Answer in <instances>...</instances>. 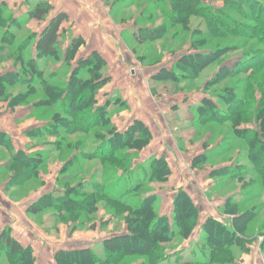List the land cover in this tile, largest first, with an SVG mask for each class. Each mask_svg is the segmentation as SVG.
Segmentation results:
<instances>
[{"label": "trees", "instance_id": "obj_1", "mask_svg": "<svg viewBox=\"0 0 264 264\" xmlns=\"http://www.w3.org/2000/svg\"><path fill=\"white\" fill-rule=\"evenodd\" d=\"M125 1L118 0V3H115L112 14L109 12L112 19H114L115 13L118 14L120 10L121 12H126L125 10L128 7L137 5L140 0H130L127 5ZM146 1V7H149L150 3L158 6L157 10H155L162 14L167 24L155 26L153 24L156 23V19L138 18L141 21L147 20L145 22L142 21L147 25L140 26V23L135 25L138 30L129 35L135 43L134 46L149 45L162 40L176 26L181 28L180 33L187 31L192 13L205 21L207 33L211 34L212 37L223 39L232 36L245 40H255L256 42L250 46L249 52H245L242 55V59L231 69L223 66L219 69L230 80L236 79L239 75H245V79L239 83L241 86L223 87L224 89L230 88L232 95L227 96L219 92L217 98L222 100L223 106L206 96L200 104L196 105L195 115H193L194 121L196 120L199 125L229 124V132L233 134L232 137L245 142V159L250 166L240 169L244 170L243 174H250L254 177L250 178L248 183H244V186H257V188L247 193L241 192L240 201L228 198L219 210L220 214L227 212L232 214L233 217L235 216L233 219L235 222L234 229L237 228L236 222H239V230L243 232L246 225L253 221L252 219L256 216V212L255 208L241 210L239 207L259 198L261 195L264 196V5L262 3L256 4L252 0H224L225 6L227 5L230 9H234L236 14L243 15L245 5L250 8L252 15H254L250 22L255 25L250 29H245L239 24L236 25L235 21L229 18L227 10H214L209 6H204L202 0ZM49 2V0H44L37 3L29 10L27 19L38 22L45 21L46 16L51 11ZM4 9H7L6 5L0 4V11ZM165 11L166 13H164ZM257 13L259 14L257 15ZM221 14L225 15L226 24L223 23ZM68 19L65 13H58L39 34H28L26 39L13 49V52L11 49L9 50L8 57L13 60L14 67L19 66V69L17 73L7 72L0 75V100L7 101L9 98L7 95L4 96V92L11 91L14 86H29L30 90L20 91L18 96L11 99H14V103L21 104L22 101L25 102L26 98L33 96L31 95L33 92L31 90H36L35 85H38L40 91L39 99L30 104L35 108H39L41 116L50 115V119L45 121L47 124L43 129L41 128L40 136L55 138L54 143L51 144L52 150L54 149L61 154L62 148L74 150V147L82 146V140H76L74 144L67 140L69 136L80 135L87 139L85 140L87 146L89 145L87 141L90 143L94 140L98 141L89 145L90 153L88 156L86 155L87 157H84L86 161H91L95 158L102 163L114 162L115 165L110 166L112 168L110 175L112 176L106 178L100 184L89 179V186L91 187L90 190L88 189L89 191L82 189V186L85 188L84 186L87 187L88 184L77 181L72 187L65 188L62 196H54L52 194L41 196L28 207L27 212L37 216L42 211L43 205H50L56 214L64 212L77 213L84 211L83 209L87 208L92 199H105L109 203L122 207L123 212L120 211L121 215L129 212L131 218L128 220L130 226L129 234L114 236L102 242L103 259H98L91 249L59 251L55 257L57 264H63V262L68 264H129L128 260L131 258L143 259L142 264H235L233 262L234 253L230 248H238L242 252H247L248 248L246 246L251 241L242 239L240 234L230 230L222 222L211 217L204 222L201 228L202 240L200 241V246L196 249L198 251L196 255L199 256L198 259L190 261L184 259L185 257H182L184 255L183 251L176 252L174 254L175 257L163 253L160 248L161 244L172 241L174 236H180L184 241H187L198 222L199 212L197 207L194 205L193 200L183 191H180L174 198L171 222L167 217L154 213L152 209L156 202L154 193H148L138 199V206L134 208L131 206L133 200L129 201V199H126L129 193L135 194V192L147 186V183L154 178L167 179L170 171L164 157L147 161L146 165L150 170L148 175L136 173L137 171L135 170H138L139 163L135 164L132 162L130 166L124 169V163L127 158L137 157L135 154L148 145L151 140L150 132L145 124L140 121H134L122 132L114 126L112 122L114 114L108 112L107 109L110 105V99H107L102 106L98 103V95L111 82V77L102 73L107 63L96 51L91 52L87 56L79 55V50L85 47L86 44L82 37H70L67 47L64 50L61 49L64 36L61 26L63 23L68 22ZM15 21L13 18L10 24L13 23L16 26L17 24H14ZM3 22L0 19V26L3 25ZM197 32H200V30H197ZM13 37H16L13 31H5L2 34L0 43L9 44ZM32 42H34V46L32 45L34 57L30 55V59L24 61L22 54L26 53L29 44ZM207 43V40H198L192 46L194 53L182 55L174 63L172 70L169 69L165 72L167 75L169 74L168 77L175 76V70H182L185 74H190L193 80L197 79L200 70L211 65L221 56L215 53V49L207 53L200 52L202 48L207 46ZM255 45L263 49L252 52ZM228 47H224V49L231 51L232 47ZM169 50L171 49L169 48ZM131 51L132 53H137L136 48ZM154 57L155 55L153 56L150 52L145 51L143 54L137 55V61L155 65L159 62V57L153 59ZM151 59L153 60L150 61ZM203 59L205 61L202 65L197 66L196 74L192 69L188 68V66L195 67L198 61H203ZM38 60L43 64L54 60L61 63L60 68L47 75L44 68L38 65ZM68 65L71 66L68 75H66L68 77H65L62 81H54L59 72L64 69V66ZM222 81H220L217 73L211 79V84H218ZM257 93L259 94L258 100L256 99ZM11 100L10 103L12 102ZM124 104L121 102L120 109L127 107ZM50 107L52 108L51 111H49ZM41 118L39 117V119ZM258 119H261L259 124L260 132L252 129H238L240 124ZM98 129L102 130L99 131ZM30 134L39 136V128L30 132ZM0 148L7 150L8 163L1 173L10 172L12 174L9 186L21 188L28 180L37 179L39 164L42 165L43 163L44 165L45 163L44 159H39V152L35 153L36 156L25 154L22 151L16 152L9 137L1 132ZM124 149L125 151H123ZM226 150L223 149L222 152H226ZM121 151L122 153H120ZM216 154L208 150L206 153L194 157L193 163L194 165L197 162L201 164V162L211 159ZM33 157H35V160L32 159ZM1 158L5 159V156L1 155ZM32 160L33 164L31 165ZM122 167L123 170L120 171L119 169H122ZM223 169L224 167L215 168L211 172L212 176H218V173L222 172ZM118 171L121 174L116 178L114 174ZM226 172L227 170L223 173ZM241 172L231 175L227 183H233L237 178H240ZM76 176H72L73 179H76ZM69 180H58V183L62 184ZM124 180H127L126 184H124ZM132 198L135 199L134 197ZM135 201L137 200L135 199ZM261 227L262 225L260 224ZM0 249L4 250L6 258L16 259V264H33L34 262L31 250L22 247L12 237L9 226H6L0 232ZM191 254L195 256L194 251Z\"/></svg>", "mask_w": 264, "mask_h": 264}, {"label": "rangeland", "instance_id": "obj_2", "mask_svg": "<svg viewBox=\"0 0 264 264\" xmlns=\"http://www.w3.org/2000/svg\"><path fill=\"white\" fill-rule=\"evenodd\" d=\"M32 1L28 0V8L26 6H22V8L19 6L12 10L6 6L7 9L0 11V19L2 22L4 21L3 25L0 26V39L5 31H13L14 34H16V37H13L9 44L0 43V75L7 72H18L19 66L14 67L13 60L8 57L9 50L11 49L13 52V49L22 43L28 34L36 35L42 27L45 26V23L53 18L54 11L51 7V11L53 12L50 11L43 22L27 19L29 10L37 3L44 0H36V4ZM252 1L256 4L262 3L264 5V0ZM12 2L13 1H10V3ZM128 2H130V0L125 1V3ZM115 3H118V0H113L111 3L107 4L109 12L112 13ZM202 4L214 10H227L229 18L235 21L236 25L239 24V26H243L245 29H250L255 25L253 22H250L254 15H252L253 13L247 5L243 8V15H241L236 14L235 10L230 9L227 5L225 6L224 0H202ZM146 5V0H140L137 5L130 7L124 6L128 7V9L125 10L126 12H121L120 10L118 14L115 13V20L110 17L112 22H109L110 28L107 30V37H109L111 33L114 35L109 39V46L113 50L114 55H112V57L110 53H107V56L110 57L112 61L111 66L108 65L109 69H112V73L114 72L115 82L112 86L106 85V87L103 88L106 92L102 93L103 90L100 92L98 95V103L102 106L107 99H110V105L108 104L109 106L107 108L108 112L115 114L123 110L122 116L125 117L126 120L130 117L131 105L133 107V112H140V109L144 106L146 111L153 113L152 122L150 123L151 128L145 125L151 135L150 142L143 150L135 154L137 157L132 156L127 158V161L124 163V169L130 166L132 162L135 164L139 163L137 167L138 170H135L137 171L136 173L140 175L145 173L148 175L150 170L146 165L147 161L164 157L170 174L165 180H160V178L152 179L147 183V186L135 192V194L129 193L126 199H129V201L133 200L131 206L134 208L138 206V199L144 197L148 193H154L156 196V202L154 206H152L154 213L159 216L167 217L170 222L172 221L173 201L180 191L186 193L193 200L199 212L195 229L187 241H184L180 236H174L172 241L161 244L160 248L165 254L175 257L174 254L176 252L183 251L184 255L182 257H185L184 259L188 261L198 259L199 256H196L198 253L196 249H198L201 244L200 241L202 240L201 228L204 222L211 217L222 222L230 230L240 234L242 239L251 241L248 243V246H246L248 248L247 252H242L238 248H230L234 253L233 262L235 264H264V196L261 195L259 198L239 207L241 210L245 208H255L256 212V216L252 219L253 221L246 225L243 232L239 230V222H236L237 228L234 229L235 222L233 219L235 216L233 217L232 214L227 212L223 214L219 213V210L223 207L228 198L240 201L242 196L241 192L247 193L257 188V186H244V183H248L250 178L254 177L250 174H243L244 170L240 169L245 166H250L245 159V142L232 137L233 134L229 132V124L199 125L196 120L194 121L193 119L196 105L200 104L206 96L210 97L215 103L223 106L222 100L217 98L219 92L227 96L231 95L230 88L224 89L223 87L232 85L241 86L239 83L245 79V75H239L236 79L230 80L227 76H224V73L220 72L219 69L221 66L231 69L242 59V55L245 52H249L250 46L254 45L256 42L255 40H245L232 36L223 39L212 37L211 34L207 33L205 21L192 13L193 15H191L190 21L188 22L189 28L187 31L180 33L181 28L176 26L169 31L162 40L149 45L134 46L135 43L131 37L123 36L121 35L122 33L119 34L118 31H121L120 29L125 28L130 34L137 31L138 29L135 26L137 23L138 25L140 23V26L147 25L143 23L147 20H142V22L141 19H138L142 17L156 19V23L153 24L155 26L167 24L162 14L156 11L157 5L153 3H150L149 7H146ZM17 10L18 12H16ZM164 13H166V11ZM258 14L259 13H257V15ZM220 16L223 18V23L226 24V20H224L225 15L221 14ZM13 18L16 20L14 23L17 24L16 26H14L13 23L10 24ZM227 23L229 22L227 21ZM102 24L104 25L105 23ZM102 24L103 30H106ZM113 25L117 26V28L119 27L117 29L118 31H113L116 28ZM150 25L152 26V24ZM197 30H200V32H197ZM200 39L208 41L207 46L202 48L200 52L207 53L215 49V53L221 56L211 65L200 70L195 80L192 79L190 74H185L182 70H175V76L168 77L169 74L167 75L165 72L169 69L172 70L174 63L178 61L182 55L194 53L192 46ZM65 42L69 44L70 38L68 37L66 41L62 40V43ZM32 45L34 46V42L29 44L26 53L22 54L24 61L30 59V55L34 57V48H32ZM120 45L123 47V50L119 49ZM228 46L232 47L231 51H226V49H224V47ZM135 48L137 50L136 54L131 51ZM169 48L171 50H169ZM261 49L263 48L255 45L253 46L252 52ZM145 51L150 52L153 56L155 55L153 59L159 57V62L155 65H149L148 62L141 63L137 61V55L143 54ZM90 54L89 52L83 56ZM99 54L101 55V53ZM103 59L106 61L104 56ZM204 61L205 59H203V61H198L195 67L188 66V68L192 69L196 74L197 66L202 65ZM60 64L61 63L54 60L43 64L38 60V65L44 68L45 74L47 75L58 70ZM70 67L69 65L64 66V69L59 72L54 81H62L65 79ZM107 69L108 67L106 65L102 73L110 76L112 73H108ZM217 73L220 77V81L223 79L226 80L218 84H211V79L215 77ZM35 86L36 90H31L33 91L31 93L33 96L28 99L26 98L25 102L22 101L21 104L14 103V99H11L18 96L20 91L30 90L29 86H14L11 91L4 92V96L7 95L9 99L7 101L0 100L1 122H3V120L7 121L10 116H12L13 121L16 112L20 109H30L31 113L26 117L27 119L21 123H14L17 129L16 133H19L21 129L25 131L24 128L30 129V131H26L25 133L26 141L28 142L31 140L30 143H39V159L42 158L45 160L44 165L43 163L42 165L39 164V175L37 179L28 180L21 188L15 189V191L12 190V188H14L13 186H7L13 193L9 195L5 193V198L15 203L21 202V205L30 204V200L38 191L40 196L47 187H49L47 190L50 191L51 186H53L52 191L55 195L62 196L65 188L72 187L77 181H82V183L88 184L87 187L84 186L85 188L82 186V189L89 191L91 189L89 186V179L100 184L106 178L112 176L110 175L112 173V171H110L112 169L110 166L115 165L114 162L108 161L102 163L99 159L97 160L95 158H93L94 160L86 161L84 157H87L90 153L88 148L89 145L91 143L95 144L98 141L94 140L91 143L87 141V143H89L87 146L85 144V140L87 139L80 135H72L66 139L73 144L76 140H82V146H72L74 150L62 148L61 154L54 149L50 150V145L54 143L55 138L40 136L42 129L47 124L45 121L50 119V115L46 114L41 116L39 108H35L30 104L39 99V86ZM119 93L129 101V108L127 105L126 108L120 109L122 101ZM256 99H259L258 93L256 94ZM10 100L12 101L11 103ZM116 100L120 101L117 102ZM175 105L177 106L175 107ZM51 109L50 107L49 111H51ZM178 109L182 112L181 119H186L185 117H187L186 121L178 119ZM39 117L42 118L39 119ZM38 119L39 121H37ZM113 119L116 120V118L112 117V120ZM260 123L261 119L249 123H242L238 129H252L260 132ZM37 125H39V136L29 135L30 132L36 130L35 127ZM98 130L100 131L102 129ZM223 149H227L226 152H222ZM208 150L217 154L211 159L201 162V164L197 162V164L194 165V157L200 156ZM6 151L7 150L4 151L3 156L7 159L8 155ZM123 151H125V149ZM158 152L162 153L160 157L149 155ZM35 153L37 152H29L31 156H36ZM120 153H122V151ZM32 159L35 160V157ZM33 160L31 165L33 164ZM69 160L71 162H67ZM220 167H224L222 172H219L216 177L212 176L211 172L215 168ZM119 170H123V167ZM225 170H227V172L223 173ZM120 171L114 174L116 178L121 174ZM240 171H242L241 175H239L240 178H237L233 183H227L231 175H235ZM74 175H77L76 179H73L72 176ZM65 179L70 180L62 184H60V182L58 183V180L63 181ZM124 182V184H126L127 180H124ZM46 206L47 205L42 206V211L37 216H33L27 212L26 217L28 224L22 225L25 229V232L22 233V237H24V241L21 240L24 245L22 247L31 250L34 259L33 264H57L55 259L57 252L81 249H91L98 259H103L104 252L102 242L104 240L130 233V226L128 224V220L131 218L130 213L127 212L128 214L121 215L120 211L123 212L121 209L122 207L109 203L105 199H92L87 208L83 209L84 211L77 213L64 212L56 214V212L51 209L50 205ZM260 224L262 225L261 228ZM193 251L195 256L191 254ZM5 255L4 250L0 249V264H16V259L6 258ZM128 263L142 264L143 259L131 258L128 260ZM63 264L68 263L63 262Z\"/></svg>", "mask_w": 264, "mask_h": 264}, {"label": "crops", "instance_id": "obj_3", "mask_svg": "<svg viewBox=\"0 0 264 264\" xmlns=\"http://www.w3.org/2000/svg\"><path fill=\"white\" fill-rule=\"evenodd\" d=\"M10 1H13L10 3ZM0 0L1 4L6 5L8 8L14 10L13 8L21 6H28V0ZM32 1V0H31ZM50 5L52 7L51 11L53 12V17L57 15L58 13H65L68 16V22L63 23L61 26V30L64 31L63 40L66 41V39L69 37H82L85 41V47L81 48L79 50V55H85L87 53H91L93 51H96L98 53H101V56L103 55L106 58L107 63V72L110 74L112 73V69H109V65L111 66V59L107 56V53H110L111 56L114 55L113 50L109 46V39L111 36H114L112 33L107 37V30L110 28V23L112 22L110 19L109 9L107 8V4L111 3L113 0H49ZM36 4V0L32 1ZM24 4V5H23ZM128 3H126L127 5ZM18 12V10L16 11ZM15 17V16H14ZM52 17V16H51ZM15 19V18H14ZM48 21L45 23V26L47 25ZM102 23H105L103 26L106 28V30H103V27L101 26ZM44 26V27H45ZM114 26V25H113ZM44 27L37 33L39 34ZM102 27V30H101ZM114 32L119 28L117 26ZM121 31H118L119 34L123 36H129L130 32H128L125 28L120 29ZM130 37V36H129ZM99 39V40H98ZM112 41V40H111ZM68 45V42H65L62 44L61 49L64 50ZM123 47L120 45L119 49H122ZM102 56V57H103ZM113 57V56H112ZM115 60V59H113ZM109 64V65H108ZM111 76V82L107 84L113 85L115 82L114 79V72L110 75ZM106 87V86H105ZM103 89L102 93H105ZM120 94V93H119ZM121 101L123 103H126L129 108V101L123 97V95L120 94ZM127 101V102H126ZM177 105H175L176 107ZM122 111L120 110L116 112L113 116V118H116V120H112L114 123V126L117 127L119 131H124L130 124H132L134 121H140L143 124H145L148 128H151L150 123L152 122V114L145 110L144 106L140 109V112H133V107L131 105V113L130 117L126 118L122 116ZM130 111V109H129ZM31 113L29 108H25L24 110L20 109L16 112V115L13 118L12 116L6 121L3 120V122L0 121V132L5 134L7 137H9L10 142L12 144L13 149L18 152L22 151L25 154H29V152H39V143H30L31 140L28 142L26 141V131H30V129L24 128L25 131L19 130V133H16L17 129L14 125L15 122H23L26 117ZM178 119L182 118V112L178 109ZM186 116V115H185ZM187 119V117H185ZM177 119V120H178ZM186 119H181L186 121ZM1 120V119H0ZM180 120V121H181ZM39 121V119L37 120ZM2 123V124H1ZM39 128V125L35 127V129ZM33 130V129H32ZM50 150H52V145H50ZM0 148V232L6 227L9 226L11 229V235L13 238H15L22 246L24 241V237H22V233L25 232V229L22 227V225H27L28 220L26 217L27 209L28 207L37 201L40 196L52 194L55 196V193L52 191V187L50 188V191L47 190L49 187H47L46 190H44V193L39 196V191L33 196V198L30 200V204L21 205V202H12L10 199L5 198V193L7 195L13 193L15 189H19L16 186H13L12 190L8 189L7 186L10 185L9 180L12 177V174L10 172L7 173H1L2 170L6 167L8 160L2 159L1 155L4 154L5 149ZM153 156L160 157L162 155L161 152L149 154ZM47 181V180H46ZM48 186V184H47ZM12 191V192H11ZM21 205V206H19ZM23 208V209H22ZM22 240V241H21ZM28 245V244H27ZM30 245V244H29ZM31 246V245H30Z\"/></svg>", "mask_w": 264, "mask_h": 264}]
</instances>
